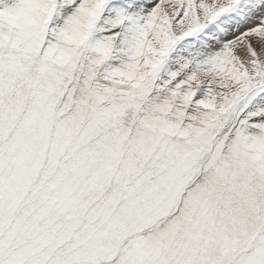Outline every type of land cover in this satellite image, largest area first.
Wrapping results in <instances>:
<instances>
[{"label":"snow or ice","instance_id":"6c2138e0","mask_svg":"<svg viewBox=\"0 0 264 264\" xmlns=\"http://www.w3.org/2000/svg\"><path fill=\"white\" fill-rule=\"evenodd\" d=\"M0 264H264V0H0Z\"/></svg>","mask_w":264,"mask_h":264}]
</instances>
